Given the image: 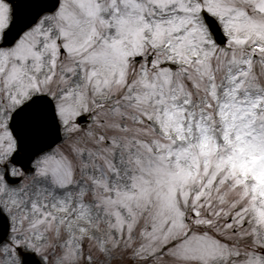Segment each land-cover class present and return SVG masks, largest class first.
I'll return each instance as SVG.
<instances>
[{
    "label": "snow or ice",
    "instance_id": "1",
    "mask_svg": "<svg viewBox=\"0 0 264 264\" xmlns=\"http://www.w3.org/2000/svg\"><path fill=\"white\" fill-rule=\"evenodd\" d=\"M0 264H264V0H0Z\"/></svg>",
    "mask_w": 264,
    "mask_h": 264
}]
</instances>
